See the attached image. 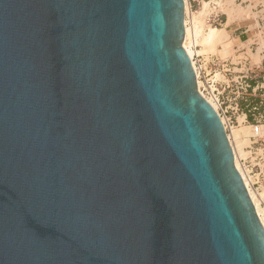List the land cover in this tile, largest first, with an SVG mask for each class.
I'll list each match as a JSON object with an SVG mask.
<instances>
[{
  "label": "water",
  "instance_id": "water-1",
  "mask_svg": "<svg viewBox=\"0 0 264 264\" xmlns=\"http://www.w3.org/2000/svg\"><path fill=\"white\" fill-rule=\"evenodd\" d=\"M184 37L185 0H0V264H264Z\"/></svg>",
  "mask_w": 264,
  "mask_h": 264
},
{
  "label": "rangeland",
  "instance_id": "rangeland-1",
  "mask_svg": "<svg viewBox=\"0 0 264 264\" xmlns=\"http://www.w3.org/2000/svg\"><path fill=\"white\" fill-rule=\"evenodd\" d=\"M263 1L186 3V28L193 42L192 57L197 53L194 61L200 89L207 97L217 98L212 97L224 124L227 121L238 163L250 175L255 193L264 188V49L258 50L254 44L264 29ZM260 45L263 47L264 41ZM257 123L262 124L260 135L252 130ZM259 207L264 218V200L259 201Z\"/></svg>",
  "mask_w": 264,
  "mask_h": 264
},
{
  "label": "bare ground",
  "instance_id": "bare-ground-1",
  "mask_svg": "<svg viewBox=\"0 0 264 264\" xmlns=\"http://www.w3.org/2000/svg\"><path fill=\"white\" fill-rule=\"evenodd\" d=\"M186 3H187V0H185V37H184V46H185V48H186V50H187V52H188V54H189V56H190V58H191V60H192L193 67H194L195 72H196L197 84H198V87H199V89H200V82L198 81V76H199V74H198V68L196 67V64H195V61H194V54H197V53L194 51V54H193V57H192L193 49H191V45L193 44V42H192V39H191V37H190V35H189L190 32H189L188 29L186 28V26H187V27L189 26V25H188V20H187L188 10H187V5H186ZM263 49H264V45H263V47H262L261 50H263ZM200 91L206 96V98L211 102V104L214 106V108H215L216 111H217V106H216V104H217V103H216L217 98L215 97V95H212V96H208V97H207V95L202 91V87H201ZM212 97L215 98L216 101H214V99H213ZM217 112H218L219 116L221 117V119H222V121H223V124H224V119L222 118V116H221V114L219 113V111H217ZM223 117H224V115H223ZM224 126H225V129H226V131H227V127H228V125H227V121H226V123L224 124ZM227 134H228V136H229L230 143H231V146H232L233 151H234L236 166L238 167L239 171H240L241 174H242V177H243V179H244V182H245V184H246V186H247V188H248V191H249V193H250V196H251V198H252V200H253V203H254V205H255V208H256V210H257V213H258V215H259V217H260V219H261V221H262V223H263V225H264V218H263V215H262V210H261V208L259 207V201L264 200V188H263L262 191L259 192V193H255V192L251 189V187H250L251 180H250V178L248 177V175L246 174V171H245V170L240 166V164L238 163V159H237V149H236L235 145L232 143V140H231V139H233V137H230V135H229L228 132H227Z\"/></svg>",
  "mask_w": 264,
  "mask_h": 264
},
{
  "label": "crops",
  "instance_id": "crops-1",
  "mask_svg": "<svg viewBox=\"0 0 264 264\" xmlns=\"http://www.w3.org/2000/svg\"><path fill=\"white\" fill-rule=\"evenodd\" d=\"M262 2V0H261ZM264 2V1H263ZM255 17V16H254ZM264 41V29L262 31L259 32V36L258 39L255 41L254 44H256V49L258 48V50H261L260 47H262V45H260V43H263ZM259 45V46H258ZM252 45L248 46L251 47ZM251 49V48H250ZM259 52V51H258Z\"/></svg>",
  "mask_w": 264,
  "mask_h": 264
},
{
  "label": "built area",
  "instance_id": "built-area-1",
  "mask_svg": "<svg viewBox=\"0 0 264 264\" xmlns=\"http://www.w3.org/2000/svg\"><path fill=\"white\" fill-rule=\"evenodd\" d=\"M203 91V90H202ZM204 92V91H203ZM203 94V93H202ZM204 95V94H203ZM205 96V95H204ZM206 97V96H205ZM229 124V123H228ZM261 127H262V124L261 123H257L253 126V133L255 135H260V130H261ZM247 173V172H246ZM247 175L250 177V175L247 173ZM253 184H250V187L252 186Z\"/></svg>",
  "mask_w": 264,
  "mask_h": 264
}]
</instances>
